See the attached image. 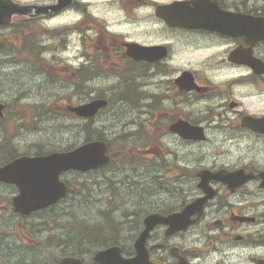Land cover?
Returning a JSON list of instances; mask_svg holds the SVG:
<instances>
[{
	"label": "rangeland",
	"instance_id": "rangeland-1",
	"mask_svg": "<svg viewBox=\"0 0 264 264\" xmlns=\"http://www.w3.org/2000/svg\"><path fill=\"white\" fill-rule=\"evenodd\" d=\"M16 1L50 3L53 0ZM136 1L76 0L77 8L56 17L43 21L21 17L0 28V102L6 105L5 117L0 119V159L14 144L18 154L48 152L73 149L87 138L98 137L108 143L111 156V162L100 170L67 175L72 189L69 200L40 213L37 224L40 229L26 233L31 234L34 242L17 235L9 237L13 242L3 249L8 255L6 264H57L62 257L79 253L83 254L84 264H95L91 259L93 253L114 239L131 253L134 234L142 228L146 213L151 210L168 213L177 210L184 201L185 194L167 180L160 164L169 155L148 152L155 147L163 149L153 137L149 146L142 106L144 87L134 85L133 75L125 71L128 62L118 68L113 66L119 61L120 42L149 40V33L156 29L150 22L149 8L138 7ZM263 2L250 0L249 3L261 9ZM190 55L185 51L181 56L186 61ZM126 79L131 88L125 84ZM127 90L130 95L125 98ZM96 98L106 99L109 105L93 118L82 120L76 113L74 117L67 115V107H77ZM175 147L180 153L178 146ZM206 151L207 146H202L199 157ZM209 221L202 220L182 239H190L192 245L200 246L198 249L207 246L208 238L205 241L203 235L195 234L196 229H208ZM18 222L23 223L14 217L3 219L5 233L18 234ZM78 225L89 233L79 236ZM246 231L263 233L264 219L255 227L247 226ZM90 233L94 237L92 242L85 239ZM154 233L163 235L159 230ZM93 240H99V245H93ZM228 243L225 241L219 248L221 254L235 253L236 257L222 260L216 252L214 258L194 259V262L216 264L220 259L219 264H251V254L264 256V246L232 252ZM169 244H175V240Z\"/></svg>",
	"mask_w": 264,
	"mask_h": 264
},
{
	"label": "flooded vegetation",
	"instance_id": "flooded-vegetation-1",
	"mask_svg": "<svg viewBox=\"0 0 264 264\" xmlns=\"http://www.w3.org/2000/svg\"><path fill=\"white\" fill-rule=\"evenodd\" d=\"M137 1L149 8L150 22L156 29L149 33L151 39H133L131 42L151 48L145 50V58L136 59L126 54L122 41L118 44L119 61L113 66L118 68L128 62L129 67L125 68L133 75L134 85L144 87L142 106L148 124L149 146L153 140H159L163 149L155 147L148 152L169 155V159L163 158L160 163L165 177L185 194L184 201L174 211L182 210L186 204L202 197L205 192L201 185L208 186L207 190L213 193L205 203L201 218L187 230L170 238H165L164 234H151L148 240L150 258L175 264L174 248L187 264H200L194 259L214 258L216 252L222 260L236 257L238 254L235 253L221 254L219 248L225 241H229L226 245L232 252L263 248L264 232L249 233L246 227H255L264 219V39L249 45L245 40L247 21L231 20V16L226 19L221 14L250 11L264 16V4L259 9L257 5H251L250 0H203L204 6L211 11L209 18L213 27L185 29L169 28L158 18L154 11L159 3ZM75 7L76 3L72 8ZM185 51L191 53L186 61L181 56ZM249 56L259 63V67L247 64ZM30 145L35 146L34 143ZM202 146H207V151L200 158ZM14 147L15 144L9 146L4 158L0 159V167L16 158L40 154L38 150L18 154ZM67 174L60 176L67 186L65 197L53 206L29 214L16 212L12 205L19 187L0 180V264L8 262L3 249L13 242L9 237L17 235L27 242H34L31 234L26 233L40 229L37 226L40 213L69 200L71 184ZM11 217L23 221L17 224L18 234L5 233L3 219ZM202 220L211 221L208 229H196V236L203 235L205 241L208 238L207 246L198 249L200 246L192 245L190 239L182 237ZM156 230L163 231V228ZM171 240H175L176 245L169 244ZM249 258L251 264H264L263 255L253 253Z\"/></svg>",
	"mask_w": 264,
	"mask_h": 264
},
{
	"label": "water",
	"instance_id": "water-1",
	"mask_svg": "<svg viewBox=\"0 0 264 264\" xmlns=\"http://www.w3.org/2000/svg\"><path fill=\"white\" fill-rule=\"evenodd\" d=\"M72 0H56V3L48 7L21 6L11 0H0V26L10 23L13 15H26L35 10L37 14L50 11H60L69 5ZM182 20H185L184 18ZM250 21V18H249ZM261 31V25H248ZM257 34V33H256ZM251 36V33L248 34ZM260 36V34H259ZM128 55L135 58H145L144 48L135 44H126ZM148 50V49H146ZM106 105L104 100H95L90 103L69 108L70 112L78 116L91 117L100 108ZM3 103H0V118L3 116ZM107 146L103 141H90L68 152H55L46 156L35 158L21 157L15 159L0 168V180L14 183L19 187L20 195L14 199L15 211L28 214L32 211L45 208L56 202L65 194L63 183L59 175L67 170L81 172L96 169L108 162L106 155ZM206 191V190H205ZM212 195H207L188 204L182 211L164 216L160 213L147 215L144 220V228L138 235L135 243V255L131 258H123L121 249L117 246L109 247L96 252L93 260L103 264H161L159 261H149L147 239L150 231L158 224L167 225L166 236L184 230L191 225L202 213L203 205ZM79 259L73 257L63 258L59 264H80ZM178 264H185L179 261Z\"/></svg>",
	"mask_w": 264,
	"mask_h": 264
},
{
	"label": "trees",
	"instance_id": "trees-1",
	"mask_svg": "<svg viewBox=\"0 0 264 264\" xmlns=\"http://www.w3.org/2000/svg\"><path fill=\"white\" fill-rule=\"evenodd\" d=\"M99 139H101V137H98ZM90 138H87L86 139V141L87 140H89ZM77 234L80 236V235H82L83 233H85V232H88L89 233V230L87 229V228H85L84 226H82V225H78L77 226ZM91 237H92V233H90V235L89 236H86V238L85 239H87V240H89L90 242H91ZM93 242L96 244V245H99V243H100V241H96V240H93ZM103 244H105V243H103ZM21 260H27V258H22Z\"/></svg>",
	"mask_w": 264,
	"mask_h": 264
}]
</instances>
